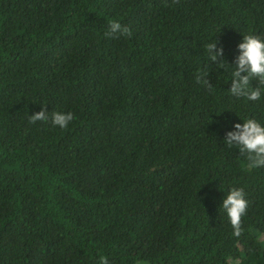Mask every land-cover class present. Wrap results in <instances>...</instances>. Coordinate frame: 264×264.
<instances>
[{"label":"trees","instance_id":"1","mask_svg":"<svg viewBox=\"0 0 264 264\" xmlns=\"http://www.w3.org/2000/svg\"><path fill=\"white\" fill-rule=\"evenodd\" d=\"M242 34L264 0H0V264H264V168L225 142L264 123L230 91Z\"/></svg>","mask_w":264,"mask_h":264},{"label":"clouds","instance_id":"2","mask_svg":"<svg viewBox=\"0 0 264 264\" xmlns=\"http://www.w3.org/2000/svg\"><path fill=\"white\" fill-rule=\"evenodd\" d=\"M130 34L127 26L118 20H112L108 24L107 36ZM238 54L235 58V67L232 71V84L230 91L237 96H244L248 100H258L264 94V37L256 34H242L238 44ZM208 58L215 61L222 49L216 47L215 41H207L204 45ZM215 50V51H213ZM256 79L257 87H252L250 81ZM198 81H201L197 77ZM204 82V81H203ZM205 83V82H204ZM63 129L74 119L71 111H45L41 110L29 115V121H48ZM228 145H236L241 153L247 157L246 168L248 170L264 168V123L252 118L243 117L242 122H235L233 128L225 135ZM248 199L242 187H231L224 196L221 209L228 218L233 235L239 236L242 231L241 220L248 208Z\"/></svg>","mask_w":264,"mask_h":264}]
</instances>
